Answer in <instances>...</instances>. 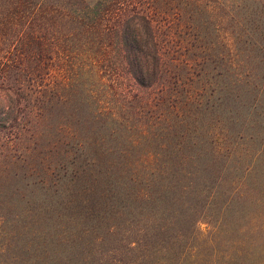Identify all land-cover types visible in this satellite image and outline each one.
<instances>
[{
    "label": "rangeland",
    "instance_id": "obj_1",
    "mask_svg": "<svg viewBox=\"0 0 264 264\" xmlns=\"http://www.w3.org/2000/svg\"><path fill=\"white\" fill-rule=\"evenodd\" d=\"M140 2L148 86L0 1V264H264V0Z\"/></svg>",
    "mask_w": 264,
    "mask_h": 264
},
{
    "label": "trees",
    "instance_id": "obj_2",
    "mask_svg": "<svg viewBox=\"0 0 264 264\" xmlns=\"http://www.w3.org/2000/svg\"><path fill=\"white\" fill-rule=\"evenodd\" d=\"M16 1L27 7L26 10L19 9L26 12V14L20 13L21 16L23 15L22 27H31L34 41L42 44L43 47L48 45L50 51L46 53V56L49 59H54L53 53L58 49L51 52L55 43L44 33L48 31L54 33L55 27L62 25L63 32L68 35L76 33L80 27L85 34V40L82 45L77 46L75 55H79L81 62L88 66L85 71L90 75H99L103 69L101 64L113 58L111 66L108 68L104 66V69L116 76L124 73L139 85L155 84L162 76L161 45L152 22L150 11L152 8L148 9L145 4H141V0ZM143 1L148 2V0ZM87 33L94 38L102 34L104 37H98L90 42L89 40L94 38L86 39ZM43 40L50 42L42 43ZM73 50V48H66L68 52H65L66 57L63 58L67 60L75 58ZM80 50L81 54H78ZM56 54L60 57L59 51ZM105 65L108 64L105 63Z\"/></svg>",
    "mask_w": 264,
    "mask_h": 264
}]
</instances>
